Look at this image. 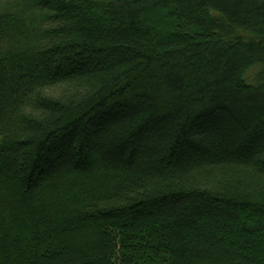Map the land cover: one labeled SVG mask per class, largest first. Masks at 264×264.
Listing matches in <instances>:
<instances>
[{
	"label": "trees",
	"instance_id": "1",
	"mask_svg": "<svg viewBox=\"0 0 264 264\" xmlns=\"http://www.w3.org/2000/svg\"><path fill=\"white\" fill-rule=\"evenodd\" d=\"M0 264H264V0H0Z\"/></svg>",
	"mask_w": 264,
	"mask_h": 264
},
{
	"label": "rangeland",
	"instance_id": "2",
	"mask_svg": "<svg viewBox=\"0 0 264 264\" xmlns=\"http://www.w3.org/2000/svg\"><path fill=\"white\" fill-rule=\"evenodd\" d=\"M255 72H256V70H253V71H251V73H250V74H251V75H253Z\"/></svg>",
	"mask_w": 264,
	"mask_h": 264
}]
</instances>
